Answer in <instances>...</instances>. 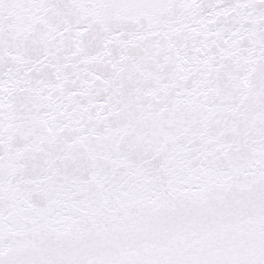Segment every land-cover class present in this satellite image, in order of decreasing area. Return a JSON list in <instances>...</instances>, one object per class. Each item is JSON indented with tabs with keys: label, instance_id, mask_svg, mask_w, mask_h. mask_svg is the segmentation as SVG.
<instances>
[{
	"label": "snow or ice",
	"instance_id": "obj_1",
	"mask_svg": "<svg viewBox=\"0 0 264 264\" xmlns=\"http://www.w3.org/2000/svg\"><path fill=\"white\" fill-rule=\"evenodd\" d=\"M0 264H264V0H0Z\"/></svg>",
	"mask_w": 264,
	"mask_h": 264
}]
</instances>
